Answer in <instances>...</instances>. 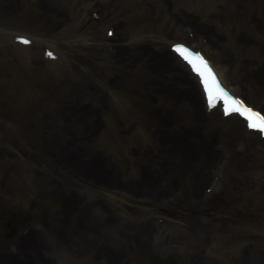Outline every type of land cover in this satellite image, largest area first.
Returning a JSON list of instances; mask_svg holds the SVG:
<instances>
[{
    "label": "rangeland",
    "instance_id": "obj_1",
    "mask_svg": "<svg viewBox=\"0 0 264 264\" xmlns=\"http://www.w3.org/2000/svg\"><path fill=\"white\" fill-rule=\"evenodd\" d=\"M257 19L264 24V0H0V264H264V183L256 182L264 154L255 158L240 138L212 132L180 95L188 90L174 82L176 72L160 61L171 42L205 45L196 38L201 33L218 38L208 50L217 64L229 57L264 67ZM107 27L115 32L109 42ZM12 34L32 38L25 56L8 54ZM44 46L66 56L87 83L63 92L57 77L72 71L45 64ZM107 46L118 55L110 58ZM223 70L264 109V96ZM110 78L123 82L117 91L125 97L134 83L143 111L134 103L125 114L124 104L108 106L103 116L115 117L112 123L78 125L68 110H78L82 96L90 104L101 99L93 86ZM160 104L172 106L170 130ZM180 104L192 124L187 130ZM157 158L171 172L152 186L155 175L144 164ZM35 164L48 169L34 173ZM212 173L210 200L201 192ZM103 192L126 203L118 228H103L95 206L104 203ZM155 216L167 233L174 230L179 247L148 241L140 223ZM180 221L182 227L174 223Z\"/></svg>",
    "mask_w": 264,
    "mask_h": 264
},
{
    "label": "bare ground",
    "instance_id": "obj_2",
    "mask_svg": "<svg viewBox=\"0 0 264 264\" xmlns=\"http://www.w3.org/2000/svg\"><path fill=\"white\" fill-rule=\"evenodd\" d=\"M254 25H255V28H257V31H259L261 33L264 32V24H260L259 23V19H257L254 22ZM215 41L218 42V40H215ZM239 41L242 44L249 45V42L247 40H242V41L239 40ZM199 50L205 55V57H207V55H206V53L204 51V48H199ZM173 56L175 58H178L180 60V58L178 56H176L175 54H173ZM162 58L165 59V61L170 65V67L172 68V70L176 72V76L174 78V82L178 81L176 83L183 84V86L186 87V90L189 89V87L186 86V83L191 82V80L188 77V75L186 73L180 72L178 66L175 67L173 65L174 63H171L169 61V59L167 58V56H166L165 53H163ZM239 59H236V60L235 59H233V60H227V62H226L227 69L229 71L231 70L236 76L240 77L241 81L246 82V84L250 88H252L254 91H257V92L262 93L264 95V67L257 66V65H253V63L251 61H248V60H243L241 58H239ZM165 61L162 62V63L164 64ZM182 64H184V63H182ZM212 65H214V69H215L217 75L219 76V78L221 79V81L229 89H231L232 91L236 92V94H238L239 96H241L240 94H242V92H241L240 88L238 86H233L232 84H229L227 82L226 75H225V72L223 71L222 67L220 65H215L213 62H212ZM184 66H185V64H184ZM159 67H160V65H159ZM252 81L255 84L252 83ZM174 85H175V83H174ZM180 95L183 96V97L188 98V101H189L188 108H191V111L194 112L195 115H197V112H198L197 110H199L198 105H199L200 100L198 98H194L193 99L190 90L188 91V96L186 94H180ZM230 115H232L233 117H235V119L234 118L231 119V120L230 119H225L224 122L226 123L227 128L228 129H232L234 127V128H236L237 132L240 131L242 135H244V133H245L247 135V139L246 140L248 142H252V139L254 138V136L256 135L257 132L246 129L245 126H244L243 121L240 118H238L236 115H233V114H230ZM228 121H230V122L232 121L233 124L232 123H229ZM238 121H240L241 123H243V125H241ZM252 145L257 149V152L259 154L261 152H264V139L261 138L260 136H259V138L257 139L256 142L252 143ZM152 178H154V177H152ZM150 183H154V179L151 180ZM128 193L133 194L132 192H128Z\"/></svg>",
    "mask_w": 264,
    "mask_h": 264
},
{
    "label": "snow or ice",
    "instance_id": "obj_3",
    "mask_svg": "<svg viewBox=\"0 0 264 264\" xmlns=\"http://www.w3.org/2000/svg\"><path fill=\"white\" fill-rule=\"evenodd\" d=\"M111 34H112V33H109V35H111ZM18 39H20L21 42L24 43V44H26V45L31 43L30 40L25 39V38H18ZM175 48H176L177 51H179L180 49H183L184 52H187V53H189L192 57H195V58L199 59L200 61H202L203 64L207 66L208 71H209L214 77L216 76V73H215L214 69H212V66L210 65V63H209V62H208V61H207V60H206V59H205L200 53H197V52H195V51H193V50L187 48V46H185V45H176ZM49 55H51V53H49ZM181 58H182L185 62H187V63H189V64L191 65L192 62H191V60L189 59L188 56H183V55H182ZM201 82H203L202 79H201ZM217 83H219V79H218V78H217ZM226 94H227V93H226ZM233 99H236L238 103H242V101H238V98L233 97ZM208 106H209V108L212 107L211 100L208 101ZM245 107H247V106H245ZM224 111H225V114L227 115V114H228V110H227V108H225ZM247 111H248V112H252L253 110L250 109V108H248ZM255 115L260 116L259 113H255ZM261 120L264 121V117H261ZM248 126H249V128H252V127H253V124L250 122ZM259 127H261V129H264V123H262L261 125H259Z\"/></svg>",
    "mask_w": 264,
    "mask_h": 264
}]
</instances>
